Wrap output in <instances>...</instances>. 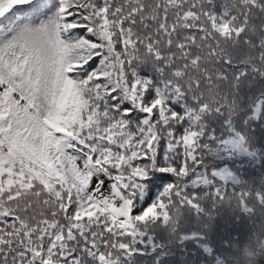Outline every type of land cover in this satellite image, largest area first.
I'll use <instances>...</instances> for the list:
<instances>
[{
  "label": "snow or ice",
  "instance_id": "1",
  "mask_svg": "<svg viewBox=\"0 0 264 264\" xmlns=\"http://www.w3.org/2000/svg\"><path fill=\"white\" fill-rule=\"evenodd\" d=\"M219 6L0 0V264H121L141 222H168L199 166L185 123L208 111L184 82L206 57L231 64L216 36L245 31Z\"/></svg>",
  "mask_w": 264,
  "mask_h": 264
},
{
  "label": "trees",
  "instance_id": "2",
  "mask_svg": "<svg viewBox=\"0 0 264 264\" xmlns=\"http://www.w3.org/2000/svg\"><path fill=\"white\" fill-rule=\"evenodd\" d=\"M219 5L217 15L235 17L232 23L245 31L231 40L216 36V51L231 64L206 57L200 71L189 73L184 82L189 96L196 93L208 105L203 113L192 106L185 123L197 133L193 143L199 166L179 184L181 196L169 202L167 223L162 217L141 222L139 235L126 238L133 254L121 264H264V10L243 6L244 0H219ZM242 71L247 75L237 80ZM206 75L212 80L203 82ZM197 76L201 89L192 88ZM174 179L157 189L153 202ZM217 188L223 200L215 195ZM193 196L199 211L182 199Z\"/></svg>",
  "mask_w": 264,
  "mask_h": 264
},
{
  "label": "rangeland",
  "instance_id": "3",
  "mask_svg": "<svg viewBox=\"0 0 264 264\" xmlns=\"http://www.w3.org/2000/svg\"><path fill=\"white\" fill-rule=\"evenodd\" d=\"M233 143H234L236 149H238L240 152H243L244 154L247 153V151H246L244 148L240 147V146L236 143V141L233 140Z\"/></svg>",
  "mask_w": 264,
  "mask_h": 264
}]
</instances>
